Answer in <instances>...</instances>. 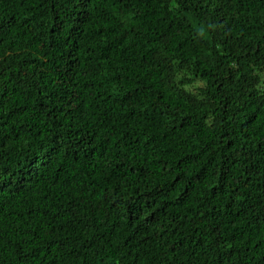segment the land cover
<instances>
[{"label": "trees", "instance_id": "trees-1", "mask_svg": "<svg viewBox=\"0 0 264 264\" xmlns=\"http://www.w3.org/2000/svg\"><path fill=\"white\" fill-rule=\"evenodd\" d=\"M0 264H264V0H0Z\"/></svg>", "mask_w": 264, "mask_h": 264}, {"label": "rangeland", "instance_id": "rangeland-1", "mask_svg": "<svg viewBox=\"0 0 264 264\" xmlns=\"http://www.w3.org/2000/svg\"><path fill=\"white\" fill-rule=\"evenodd\" d=\"M203 86L202 82H194L191 86H189V90H191L192 92H198V89L201 88Z\"/></svg>", "mask_w": 264, "mask_h": 264}]
</instances>
